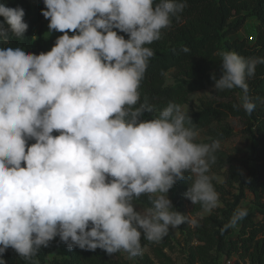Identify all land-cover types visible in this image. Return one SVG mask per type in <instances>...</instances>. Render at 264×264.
<instances>
[{
    "label": "clouds",
    "instance_id": "1",
    "mask_svg": "<svg viewBox=\"0 0 264 264\" xmlns=\"http://www.w3.org/2000/svg\"><path fill=\"white\" fill-rule=\"evenodd\" d=\"M43 4L49 33L62 34L36 54L9 46L10 36L23 38L28 24L22 7L0 3V264L9 248L26 264H39L35 258L57 237L69 249L134 259L143 254L142 241L159 243L170 229L197 224L168 196L189 179L186 173L192 183L185 198L205 213L220 206L209 175L219 141L199 142L192 117L175 102L144 118L154 111L141 98L155 55L150 45L187 2ZM220 62V77H211L215 92L240 89L239 107L251 114L256 102L248 80L264 56L225 51ZM141 197L149 207L137 205ZM247 214L237 208L224 228Z\"/></svg>",
    "mask_w": 264,
    "mask_h": 264
},
{
    "label": "trees",
    "instance_id": "2",
    "mask_svg": "<svg viewBox=\"0 0 264 264\" xmlns=\"http://www.w3.org/2000/svg\"><path fill=\"white\" fill-rule=\"evenodd\" d=\"M187 7L180 14L179 20L173 19L170 29L163 32L162 38L150 47L155 55L151 58L141 86L142 101L147 97L153 105L152 113H145L144 118H152L169 102L182 106L188 96L196 91L213 86L211 78L221 75L220 50L236 52L245 57L264 56V0H186ZM9 7L20 6L25 11L24 21L28 29L23 38L10 36L12 47H23L27 51L39 54L48 51L54 45L57 36L62 33L52 32L47 38L46 50L38 41V30L45 19L41 13L43 0H0ZM248 17L257 20L253 42L246 39L229 40L226 37L236 32ZM3 17H0V21ZM11 35V34H10ZM187 49L188 51H185ZM173 71L174 83L166 85V74ZM249 96L256 102V108L251 114L239 107L243 93L240 89L215 92L217 99L206 101L204 106L189 113L195 127L212 128L213 139H221L231 134V129L224 123L227 114H233L245 119L252 133V154L254 167L246 166L247 172L240 171V165L223 152H216V161L227 165L228 179L237 182L240 194L234 202L228 204L220 215L210 214L200 220L195 228L182 223L179 227L186 230L197 243L190 246L191 262L200 264H216L215 252L221 253L226 260L235 255L238 260L249 264H264V64L256 67L255 76L248 80ZM259 97V100L256 98ZM221 100V101H220ZM55 134V133H54ZM34 142V141H30ZM205 143V142H204ZM189 179L178 181L170 199L177 211L182 212L184 193L191 184ZM243 189L251 192L254 207L242 206L240 199ZM150 206L146 197L138 201ZM246 208L247 216L235 227L224 228L232 218L234 210ZM199 210V208H197ZM143 245L154 243L142 241ZM60 245L66 250V255L53 264H115L106 261L107 253L97 248L95 251L80 248L69 249L60 242L59 237L42 248L35 258L43 264L44 258L54 252ZM3 255L6 264H26L18 254L9 248ZM148 263L147 257L144 258ZM238 264V261L235 263Z\"/></svg>",
    "mask_w": 264,
    "mask_h": 264
},
{
    "label": "rangeland",
    "instance_id": "3",
    "mask_svg": "<svg viewBox=\"0 0 264 264\" xmlns=\"http://www.w3.org/2000/svg\"><path fill=\"white\" fill-rule=\"evenodd\" d=\"M256 25L257 20L254 17H248L244 24L236 32L229 34L226 38L229 40H234L236 38L246 39L249 43H251L253 42ZM49 34L48 20L44 19L38 30V41L46 50L48 49L47 38ZM219 52L222 53L225 51L221 49ZM173 83V71L170 70L166 74L165 84L171 85ZM213 99H217V97L214 95V88L212 86L210 88L191 93L181 107L191 113L200 110L206 101ZM224 123L231 129V134L229 136L217 140L213 139L211 134L212 128L204 127L199 130L200 135L198 137V141L205 143L219 141L220 148L217 152H223L227 156L233 158V160L236 161L235 163L240 165V171L242 173H246V166L254 167L251 146L253 137L252 133L249 131L245 119L240 116L227 114V117L224 119ZM227 169V165H220L218 162H215L211 166L209 175L211 176L214 187L220 197V206L214 209L211 213L203 212L199 204L193 205L189 199H184L182 212L189 221L196 220L197 224H200V220L210 214L220 215L221 211L228 204L234 202L236 197L240 194L239 184L228 179ZM175 187L176 184L169 190V198ZM242 192L243 197L240 199V204L242 206H251L253 208V196L251 192L246 189H243ZM136 203L140 208L148 207L138 201ZM197 208H199V210H197ZM196 225L189 226L193 229ZM196 243L197 241L191 237L186 230L178 227L176 229H170L169 233L159 243L143 245L144 250L141 256L130 260L127 258L126 253L119 252L112 256L107 254L106 261H113L115 264H200L198 262H191L189 258L190 246ZM65 255L66 250L63 245H60L54 252L48 254L42 262L43 264H53L55 260H59ZM213 255L217 257L216 264H235L237 261L238 264H245V261L238 260L235 255H232L228 260H226L219 252H215ZM145 257L149 260L148 263L144 261Z\"/></svg>",
    "mask_w": 264,
    "mask_h": 264
},
{
    "label": "built area",
    "instance_id": "4",
    "mask_svg": "<svg viewBox=\"0 0 264 264\" xmlns=\"http://www.w3.org/2000/svg\"><path fill=\"white\" fill-rule=\"evenodd\" d=\"M245 264H249L248 262H245Z\"/></svg>",
    "mask_w": 264,
    "mask_h": 264
}]
</instances>
